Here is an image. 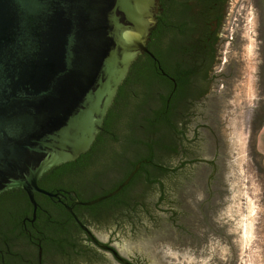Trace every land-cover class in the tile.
Segmentation results:
<instances>
[{
    "label": "water",
    "instance_id": "obj_1",
    "mask_svg": "<svg viewBox=\"0 0 264 264\" xmlns=\"http://www.w3.org/2000/svg\"><path fill=\"white\" fill-rule=\"evenodd\" d=\"M157 11L159 0H0V193L16 187L32 195L48 170L91 149L131 65L147 52ZM134 94L132 101L146 112L151 91L138 86ZM193 108L185 117L184 136L192 115L198 116ZM142 114L128 116L133 127L128 138L144 136ZM156 137L175 140L170 129ZM127 148L128 155L140 149ZM140 165L106 194L76 203L91 205L114 196ZM113 167L103 163L95 168V178L109 184ZM121 218L131 222L132 209L119 210L110 220ZM112 250L120 264H134Z\"/></svg>",
    "mask_w": 264,
    "mask_h": 264
},
{
    "label": "flooded vegetation",
    "instance_id": "obj_2",
    "mask_svg": "<svg viewBox=\"0 0 264 264\" xmlns=\"http://www.w3.org/2000/svg\"><path fill=\"white\" fill-rule=\"evenodd\" d=\"M240 4L244 2L159 0L147 52L136 60H144L142 64L148 69L149 84L147 87L141 82L129 84L125 95L119 98L117 91L104 117L108 119L110 130L100 140L98 135L103 129L98 132L89 159L77 162L81 154L73 162L51 168L37 181V190L32 191V195L16 187L0 193V264H91L100 261L109 264L108 257L120 264L112 249L135 264L122 256L115 245L102 241L91 227L94 222H103L107 212L87 208L110 197L91 205L76 201H90L106 194L122 183L131 171L126 150L136 139L128 138L133 130L127 122L132 113H143L140 116L143 121L146 114L161 111L169 116L171 129L175 127L184 132L185 117L197 101L219 99L216 113L221 116L223 104L220 101L234 74L232 65L222 56L228 37L223 26L238 19L235 14ZM229 38L233 43V37ZM259 67H256V77L264 83ZM138 86L151 91L147 113L136 100L132 101ZM139 127L142 131L143 123ZM109 150H114L110 156ZM109 162L114 167L110 183L106 184V180L95 178V168ZM96 184L102 187L93 189ZM79 222L109 248H102L91 240Z\"/></svg>",
    "mask_w": 264,
    "mask_h": 264
},
{
    "label": "rangeland",
    "instance_id": "obj_3",
    "mask_svg": "<svg viewBox=\"0 0 264 264\" xmlns=\"http://www.w3.org/2000/svg\"><path fill=\"white\" fill-rule=\"evenodd\" d=\"M242 1L238 19L223 26L228 37L222 56L234 74L220 101L221 116L216 113L219 99L194 104L192 113L198 116L190 118L186 135H191L185 139L194 145L187 159L199 162L188 166L189 178L178 194L171 195L174 200L181 197L189 212L185 221L201 238L188 232L179 235L166 219L169 215L157 211L152 196L147 201L150 214L132 210L131 222L121 218L91 224L102 241L115 245L128 259L141 264H264V179L250 155L251 122L260 102L264 104V83L255 73L259 65L264 80V2ZM212 160L223 164L217 174L205 164ZM207 198L212 205L204 227L198 207Z\"/></svg>",
    "mask_w": 264,
    "mask_h": 264
},
{
    "label": "trees",
    "instance_id": "obj_4",
    "mask_svg": "<svg viewBox=\"0 0 264 264\" xmlns=\"http://www.w3.org/2000/svg\"><path fill=\"white\" fill-rule=\"evenodd\" d=\"M263 0L261 3L263 4ZM144 60L139 59L130 68V73L122 85L118 89V98L125 95V92L129 84L133 83H143L145 87L149 84V73L148 69L142 64ZM257 113L255 118L251 122V157L254 159L255 166L258 170L259 175L264 179V165L262 159V153L257 149L256 137L260 128L264 124V104L263 102L258 105ZM168 115L156 111L154 113L146 114L143 118L144 132L142 138H137L134 140L133 145L139 146V151L135 154L129 155L127 157V165L133 168L135 164L139 161L141 162L140 168H138L131 178L130 182L123 186V188L114 196L109 199L99 202L93 206H90L89 210L95 211V209H103L107 212L106 217L103 222L113 219L117 211H122L124 209H132L135 211L145 212L150 214V210L147 207V201L150 197H154V205L157 211H162L163 214L167 213L169 216L167 220L173 224L179 235L183 233L195 234L196 230L193 231L190 225L185 221L189 215L188 208L182 206L181 197H177L176 200L171 198V195L178 194L182 189V185L185 180L189 178L190 171L187 173L188 166L193 163L199 162L198 159H187V155L191 152L193 148V141L186 140L184 137L185 132L183 130H177L175 127L171 129ZM161 129H170L173 132L175 140L171 143L160 142L159 137L157 138V133ZM110 130V125L108 119H104L103 131L99 133L98 139H102L103 135ZM177 130V131H175ZM188 141V142H187ZM133 142V141H132ZM95 146L88 152L82 154L77 162H82L85 159H89ZM165 156V157H164ZM167 158H176V162L166 161ZM204 162V161H200ZM211 168L212 173H216L219 168H223V164H217L215 160L205 161ZM127 168V169H128ZM128 169V170H129ZM169 183L173 185L169 186ZM153 187L155 189L153 190ZM211 187V186H210ZM141 188H145L140 191ZM153 190V191H151ZM211 190V188H210ZM132 201V203H131ZM212 205L211 199H206L199 205L200 216L202 219V224L207 222V214ZM205 227V226H204ZM200 229V228H198ZM196 238L197 236L195 234ZM201 238V237H200ZM136 264V262H135Z\"/></svg>",
    "mask_w": 264,
    "mask_h": 264
},
{
    "label": "crops",
    "instance_id": "obj_5",
    "mask_svg": "<svg viewBox=\"0 0 264 264\" xmlns=\"http://www.w3.org/2000/svg\"><path fill=\"white\" fill-rule=\"evenodd\" d=\"M256 146L257 149L262 153L263 165H264V124L258 132L256 137Z\"/></svg>",
    "mask_w": 264,
    "mask_h": 264
},
{
    "label": "bare ground",
    "instance_id": "obj_6",
    "mask_svg": "<svg viewBox=\"0 0 264 264\" xmlns=\"http://www.w3.org/2000/svg\"><path fill=\"white\" fill-rule=\"evenodd\" d=\"M244 228H245V232H244V233H245V234L249 233V228H248V226L246 225Z\"/></svg>",
    "mask_w": 264,
    "mask_h": 264
}]
</instances>
